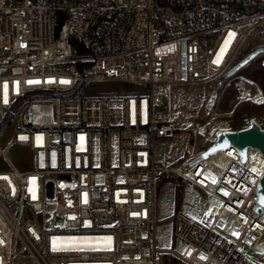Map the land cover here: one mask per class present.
<instances>
[{
	"label": "built area",
	"instance_id": "2783aa9c",
	"mask_svg": "<svg viewBox=\"0 0 264 264\" xmlns=\"http://www.w3.org/2000/svg\"><path fill=\"white\" fill-rule=\"evenodd\" d=\"M248 3L264 0H0V135L14 128L0 144V264H166L163 252L183 264H245L264 236L255 149L246 162L226 150L220 169L212 156L166 168L156 142L181 129L162 109L174 85H212L206 122L256 103L263 91L255 82L224 78L264 17L241 16ZM107 81L148 93L85 97ZM233 86L236 104L222 110L215 90ZM202 125L182 130L196 138ZM12 146L30 152V169L9 159ZM167 173L219 202L210 220L175 214L180 249L157 246V190Z\"/></svg>",
	"mask_w": 264,
	"mask_h": 264
},
{
	"label": "rangeland",
	"instance_id": "374dc122",
	"mask_svg": "<svg viewBox=\"0 0 264 264\" xmlns=\"http://www.w3.org/2000/svg\"><path fill=\"white\" fill-rule=\"evenodd\" d=\"M258 20L257 28L247 36L232 69L224 78L228 79L229 77L241 75L245 79L255 82L264 93V66L262 64L264 60V17ZM213 43L214 41L210 48ZM207 54L208 51L204 53L202 60L206 59ZM147 93V88L141 85L126 81H107L91 84L85 92V97H129L146 95ZM212 93V85L207 83L179 84L171 87L170 97L164 99L162 109H170L174 112L173 122L181 129L175 133H170L166 138H159L156 142V159L163 167L188 168L191 161L213 143L218 131L239 130L249 126L253 121L264 123V101L260 104L242 103L235 113H229L214 123L206 122L202 118L205 104ZM215 94H222L223 96L222 110L233 109L236 104L235 86L223 91L217 89ZM45 96H48V94H43L41 97ZM60 96L75 95L61 94ZM78 96L82 97V94ZM193 123L203 124V129L196 138L182 130V128H186ZM13 130L14 128L4 132L2 136L0 135L1 145L6 144ZM194 141L196 146L194 149H190ZM250 154L261 159V156L256 152L251 151ZM7 155L21 169H30L31 154L28 150L12 146L8 149ZM157 201V246L167 250L180 249L183 246L182 242L173 235V220L179 210H186L196 217L210 219L212 216L210 208H217V205H219V202L216 201L217 205L212 206V201H210L207 194L171 173H167L162 177L157 190ZM262 253H264V236L262 242L257 245V250L249 254L245 264H264V254ZM158 260L160 263L166 264H183L167 252L160 253ZM17 264L33 263L27 259H20Z\"/></svg>",
	"mask_w": 264,
	"mask_h": 264
},
{
	"label": "water",
	"instance_id": "95a60500",
	"mask_svg": "<svg viewBox=\"0 0 264 264\" xmlns=\"http://www.w3.org/2000/svg\"><path fill=\"white\" fill-rule=\"evenodd\" d=\"M233 147L238 150L242 162L247 161L249 149L259 150L264 155V129H261L254 121L249 126L239 130L218 131L213 143L196 156L189 166H193L202 160L210 158L219 151H226ZM213 149H216V151H213ZM255 212L260 215L264 214V173L257 187V205Z\"/></svg>",
	"mask_w": 264,
	"mask_h": 264
},
{
	"label": "bare ground",
	"instance_id": "6f19581e",
	"mask_svg": "<svg viewBox=\"0 0 264 264\" xmlns=\"http://www.w3.org/2000/svg\"><path fill=\"white\" fill-rule=\"evenodd\" d=\"M256 103L260 104L264 101V93L263 92H260L259 94L255 95L254 98H253ZM221 122V121H219ZM254 122V121H253ZM252 123V122H251ZM201 129H203V127H201ZM253 152H256L258 153V151L256 150H252ZM192 152V150H191ZM259 154V153H258ZM260 155V154H259ZM261 156V155H260ZM253 159V163L251 164V168L252 169H255L256 172L260 173L262 172L263 170V167H264V157L261 156V159L260 158H257L255 156H251ZM212 164L217 168V169H220L221 167L224 166L225 164V161H226V158H225V151H219L218 153L214 154L212 157ZM206 194V193H205ZM208 195V194H207ZM209 198H210V201H212V206L213 205H217L216 204V199L213 198L212 196L208 195ZM211 209V212H212V216L211 218L214 216V211L217 209V208H210ZM194 215V214H193ZM210 218V219H211ZM210 219H205V220H210ZM262 242V238L259 240V243ZM258 243V244H259Z\"/></svg>",
	"mask_w": 264,
	"mask_h": 264
},
{
	"label": "trees",
	"instance_id": "16d2710c",
	"mask_svg": "<svg viewBox=\"0 0 264 264\" xmlns=\"http://www.w3.org/2000/svg\"><path fill=\"white\" fill-rule=\"evenodd\" d=\"M241 10H242L241 16L243 17L262 15L264 14V3H248L246 5H243ZM210 36L212 35H209L208 37ZM80 46H82V44Z\"/></svg>",
	"mask_w": 264,
	"mask_h": 264
},
{
	"label": "snow or ice",
	"instance_id": "6c2138e0",
	"mask_svg": "<svg viewBox=\"0 0 264 264\" xmlns=\"http://www.w3.org/2000/svg\"><path fill=\"white\" fill-rule=\"evenodd\" d=\"M234 34H230V36H233ZM227 43V42H226ZM223 51V50H222ZM214 63H219V58L217 59V61H214ZM30 83H32V82H30ZM5 102H7L6 100H5ZM22 139H24V138H22ZM38 140H40V139H42L41 137H38L37 138ZM221 147H223V146H221ZM213 151H216V149H213ZM253 171H255V169H253ZM213 183H215V180H213ZM225 195H227V193H225ZM86 202V201H85ZM54 250H59V249H54ZM262 254H264V253H262Z\"/></svg>",
	"mask_w": 264,
	"mask_h": 264
}]
</instances>
